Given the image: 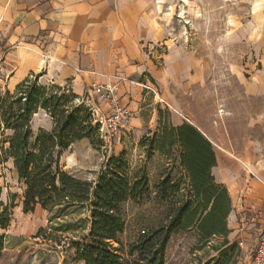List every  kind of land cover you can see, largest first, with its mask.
Wrapping results in <instances>:
<instances>
[{"label":"crops","instance_id":"1","mask_svg":"<svg viewBox=\"0 0 264 264\" xmlns=\"http://www.w3.org/2000/svg\"><path fill=\"white\" fill-rule=\"evenodd\" d=\"M184 1L0 0V85L12 90L35 76L69 87L102 114L110 105L92 87L110 90L131 111L114 137L120 145L125 131L142 126L145 102L171 111L173 126L197 128L229 198L235 264H250L264 229V0H215L196 10ZM184 27L189 41H177ZM44 116L36 128H51Z\"/></svg>","mask_w":264,"mask_h":264},{"label":"trees","instance_id":"2","mask_svg":"<svg viewBox=\"0 0 264 264\" xmlns=\"http://www.w3.org/2000/svg\"><path fill=\"white\" fill-rule=\"evenodd\" d=\"M45 88L35 76H29L13 91H0V165L8 161L12 163L23 186V210L29 212L40 206L48 213V235L51 238L64 234L80 236L101 264H165L168 241L183 224L191 201L175 203L163 222L142 230L134 241L126 244L121 240L122 229L111 214L91 209L84 217L91 183L64 169L61 160L76 142L95 138L102 142V139L98 127L93 124L90 108L84 102L73 103L78 97L75 93L65 94V88L55 84L49 93H45ZM39 109L49 115L52 126L50 129L40 127L35 132L32 120ZM155 137L158 140L156 149L166 151L172 145L179 147L183 168H194L197 175L194 181L196 194L209 192L205 201L198 202L195 218L189 225L196 224L204 234L198 249L217 252L203 264H235L238 245L228 242L222 235V223L226 226L229 212V198L211 175L215 155L210 142L189 123L173 126L163 122ZM154 143L151 139V149ZM126 168L122 155L109 157L103 176L117 201L139 203L148 196V181L144 174L130 178ZM170 188L175 191L177 185ZM1 193L0 187V228L5 229L10 213L8 205L1 200ZM214 237H222V240L212 243ZM4 245L5 236L0 233V260Z\"/></svg>","mask_w":264,"mask_h":264},{"label":"rangeland","instance_id":"3","mask_svg":"<svg viewBox=\"0 0 264 264\" xmlns=\"http://www.w3.org/2000/svg\"><path fill=\"white\" fill-rule=\"evenodd\" d=\"M206 2L210 4L209 6L216 5L215 0H185V5L182 6L185 10L190 8L196 10L206 8ZM183 23H185L184 18ZM181 30L174 38L177 41L188 42L189 28L184 27ZM216 31L217 33L221 31L220 25L217 26ZM52 85L51 83L44 85L45 93L51 91ZM63 88L65 94L72 91L69 87ZM6 90L0 85L2 93ZM8 91L11 92L13 89ZM81 102L85 101L80 97L73 99V103ZM143 107L142 126L125 131L121 145L116 144L114 139L102 140V142L97 141L96 138L93 141L84 139L73 144L64 153L61 164L75 177L91 183L90 199L85 205L83 216H87L91 209H99L111 214L122 229L121 240L125 244L134 241L142 230L163 222L175 203L191 201V208L183 224L173 232L168 241L165 264H203L217 252L212 249L207 251L198 249L204 234L196 224L189 225L195 218L194 210L198 202L202 199L205 201L209 192L202 191L199 195L196 194L194 181L197 175L194 168L192 170L183 168L177 145H172L166 151L156 149L158 140L155 136L159 134L163 122L172 125V112L153 102H145ZM37 113L38 115L35 116ZM37 113L33 116L32 129L35 132L38 129L37 125L43 123L44 114L49 117L42 109ZM151 139L155 142L152 149ZM119 155H122L126 163V171L130 178L144 174L148 181V196L139 203L130 200L117 201L106 184L103 173L107 160L109 157ZM165 180L167 182L162 184ZM172 185H177L175 191L174 188H170ZM0 187L1 200L8 205L10 213L8 226L5 229L0 228V233L5 236L0 264H101L80 236L64 234L51 238L48 235V213L40 206L29 212L23 210V186L18 181L10 161L0 165ZM222 229V235L229 242L228 229L224 222ZM221 240L222 237H214L212 243Z\"/></svg>","mask_w":264,"mask_h":264},{"label":"built area","instance_id":"4","mask_svg":"<svg viewBox=\"0 0 264 264\" xmlns=\"http://www.w3.org/2000/svg\"><path fill=\"white\" fill-rule=\"evenodd\" d=\"M2 57L0 56V62ZM93 93L96 95L97 100L106 102L110 105L109 111L106 114L98 113L92 106L85 104L90 108L93 118V124L98 127V134L102 140H113L115 135L127 125L131 117V111L120 105L113 97L110 90H104L100 86L92 87ZM223 109L220 106L219 112ZM250 264H264V229L260 233L254 250L251 254Z\"/></svg>","mask_w":264,"mask_h":264}]
</instances>
